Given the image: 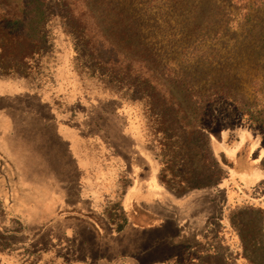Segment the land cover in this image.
I'll use <instances>...</instances> for the list:
<instances>
[{"label": "rangeland", "instance_id": "obj_1", "mask_svg": "<svg viewBox=\"0 0 264 264\" xmlns=\"http://www.w3.org/2000/svg\"><path fill=\"white\" fill-rule=\"evenodd\" d=\"M123 1L132 18L117 46L155 59L154 81L206 138L194 132L181 148L161 139L148 102L76 58L54 3L37 34L13 36L17 19L0 20V264H264V0ZM140 154L166 189L160 205L146 202L158 186L138 179ZM202 154L225 177L180 192V173L196 174ZM146 211L159 218L146 225ZM162 215L180 228L143 258L176 233Z\"/></svg>", "mask_w": 264, "mask_h": 264}, {"label": "trees", "instance_id": "obj_2", "mask_svg": "<svg viewBox=\"0 0 264 264\" xmlns=\"http://www.w3.org/2000/svg\"><path fill=\"white\" fill-rule=\"evenodd\" d=\"M11 1L0 0V12H4V15L0 16V20L3 21L8 18L14 22L17 19L10 28L11 30L14 29L12 31L13 36L18 35V33L32 32V34H37L41 32L42 28L48 24V13L54 12L53 7L56 5L58 9L55 11H58L66 33L72 38L76 58L82 63L84 62L86 68L93 74L115 79V84L118 85V89L123 94H126L125 96L130 95V99L138 97L148 102L150 107L155 110L160 124L164 128V136L161 139L166 137V141H173L180 148L181 143L185 142L183 141L184 138L194 132L205 140L206 129L203 126V121L199 120L196 125L188 123L180 115L182 111L175 98L171 95L167 97L166 91L162 92L159 84L154 81L155 73L158 70L152 69L153 64L150 62L155 59L140 58L135 60L130 54L132 53L130 46L123 48L117 46L127 38L126 32H119L118 29L126 27L124 23L132 18L125 8L123 0H82L80 6L76 5L77 0H19L15 4H12ZM95 4H98L99 12L95 11ZM130 5L132 6V0ZM41 16L45 19L43 18L41 22H38V18L41 19ZM134 25V23L130 24L133 29H136ZM191 27L193 29L198 27L195 19ZM26 37L30 38L29 36ZM28 41L33 43L35 40L28 39ZM137 61L144 63L143 70L135 67ZM164 86L162 85V87ZM167 134L168 136H166ZM206 148L207 145H203V149L200 148V151H204ZM199 161H202L203 168L201 167L196 174L195 171H191L186 178L184 174L180 173L182 179L179 182L187 181L188 183L186 189H181L180 192L193 187H217L222 178L225 177V172L218 161L213 160L212 157L206 162L207 160L202 154ZM206 173H210V180L203 183L199 182L206 177ZM160 179L167 185L165 180L161 177ZM189 180H193V183L190 184ZM167 188L172 187L167 185ZM122 220L116 228L117 230L121 231L125 226L126 219L123 218ZM174 255L175 253L169 254L164 260L171 259Z\"/></svg>", "mask_w": 264, "mask_h": 264}, {"label": "crops", "instance_id": "obj_3", "mask_svg": "<svg viewBox=\"0 0 264 264\" xmlns=\"http://www.w3.org/2000/svg\"><path fill=\"white\" fill-rule=\"evenodd\" d=\"M133 151H135V153L137 152V150H135L134 148L132 149ZM140 153V152H139ZM141 156V159L140 161H137L135 162L136 163V166L138 168L137 172H136V175L138 177V179L140 181H142L141 184L143 183H149L152 187L154 186V183L157 184L158 186V190H154L153 192H149L148 190H146V202H152V204H157V205H160V200L156 197V193L158 195H162L163 197H165V192L166 189H164V187L162 188V185H160V182L158 181V179L155 177H151L149 178V174H148V171L146 170V165H147V162H146V159L144 157V155L140 154ZM134 156V155H133ZM131 155V157L133 158L134 160V157ZM250 170V169H249ZM130 176V175H129ZM131 177V176H130ZM131 180H132V183H131V187L135 186V181H134V178L131 177ZM141 186V185H140ZM140 186H137L136 187H140ZM162 189H164L162 191ZM126 190L124 191V193L122 194V207H123V210H124V201H125V197L126 196ZM143 192L140 190L137 194V199L141 202V203H144V200H143ZM170 206V204H169ZM164 208V207H163ZM164 210L169 213L171 215V210L170 209H165ZM125 212V210H124ZM146 213V216L147 218L145 220H147V223L146 225H148L150 222H154V220H156V218H159L158 216H154V212H152L151 214H149V212H144ZM126 214V213H125ZM170 215H162V217L165 219H168L169 221H171V226H173L175 228V232L178 231V227L180 228V226H178V220L176 219V216H174L173 218H171ZM150 216V217H149ZM154 219V220H152ZM149 220H152V221H149ZM126 223H127V215H126ZM126 225V224H125ZM163 232H165L166 230H161ZM177 234V232L175 234H171V233H168V232H165V234H163L161 237L159 238H156L155 242L153 243L152 247L149 248L148 250H145L142 252L141 256L144 258H148V259H151L153 258V256L155 255V253H162V252H165V249L167 247V244L169 242H172V239L173 237H175Z\"/></svg>", "mask_w": 264, "mask_h": 264}]
</instances>
